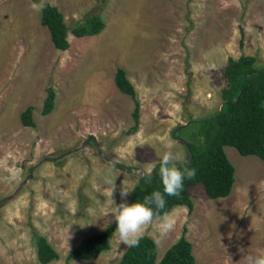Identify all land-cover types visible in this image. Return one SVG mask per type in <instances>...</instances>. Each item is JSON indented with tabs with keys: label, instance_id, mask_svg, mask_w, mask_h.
<instances>
[{
	"label": "rangeland",
	"instance_id": "1",
	"mask_svg": "<svg viewBox=\"0 0 264 264\" xmlns=\"http://www.w3.org/2000/svg\"><path fill=\"white\" fill-rule=\"evenodd\" d=\"M44 2L67 26L91 12L103 26L68 33V46L57 49L32 8L40 0H0V264H115L126 246L115 229L95 258L64 256L111 222L120 191L136 183L138 174L116 163L148 171L166 150L186 158L183 141L202 140L207 128L197 120L222 101L227 56L251 54L255 66L264 64V0ZM116 66L133 98L114 85ZM48 85L53 107L40 114ZM134 99L137 128L123 134ZM28 104L33 126L19 122ZM223 150L233 165L229 193L209 198L198 181L187 187L190 210L176 204L154 216L143 234L154 239L156 259L182 227L192 264H246L247 255L264 251V163L231 145ZM165 215L174 228L162 233ZM33 231L56 258L37 260Z\"/></svg>",
	"mask_w": 264,
	"mask_h": 264
},
{
	"label": "trees",
	"instance_id": "2",
	"mask_svg": "<svg viewBox=\"0 0 264 264\" xmlns=\"http://www.w3.org/2000/svg\"><path fill=\"white\" fill-rule=\"evenodd\" d=\"M39 21L48 30L50 42L57 49L68 46L66 35L74 36L95 34L103 26L99 13L91 12L67 26L56 5L44 2L39 11ZM242 33L239 32L238 45H241ZM255 57L251 54L240 53L236 58L227 56L223 66V74L227 85L221 89V108L210 115L198 118V122L206 124L201 141L184 140L187 152L186 165H180L181 170L187 166L195 169V176L185 177L183 190L180 195H164L166 201L163 209L157 210L153 205L155 216L166 213L173 205L181 204L187 210L192 208V201L187 187L200 181L204 192L209 198L225 196L229 193L234 180L233 165L227 159L223 150L224 145L233 146L241 155L252 154L264 163V64L255 66ZM113 82L117 89L125 94L134 96V89L125 76L122 67L116 66L113 72ZM54 90L48 85L41 101L40 114L48 113L53 107ZM31 105H26L19 112V122L24 126H33ZM138 103L133 100L131 110L132 123L123 134H132L138 124ZM199 132L201 130H198ZM198 132V133H199ZM116 166H120L118 163ZM159 165L148 175H138L136 183L131 187L128 203L144 202V198L153 191L163 194V185L159 173ZM115 229L114 218L101 230L83 236L64 256L68 259L95 258L108 247V237ZM185 228L156 259V245L154 239L143 234L138 246H125L115 264H192L193 255L191 243L184 235ZM36 258L40 263H46L57 257V252L43 235L33 231Z\"/></svg>",
	"mask_w": 264,
	"mask_h": 264
},
{
	"label": "clouds",
	"instance_id": "3",
	"mask_svg": "<svg viewBox=\"0 0 264 264\" xmlns=\"http://www.w3.org/2000/svg\"><path fill=\"white\" fill-rule=\"evenodd\" d=\"M44 0L40 3L32 4V8L36 11H42ZM166 147H168L166 145ZM180 165H186L185 157L180 153H173L166 150L160 158L159 173L163 185V194L160 191H153L149 196L144 198V202L128 203L127 197L130 193L127 189L120 191L121 202L115 204L112 208L111 215L115 223V235L122 244L128 247L138 246L143 236L145 228L153 223L156 215L153 210H160L165 206L164 195L179 196L183 190V182L185 177L191 179L195 176V169L187 166L181 170ZM19 170H17V174ZM148 180H151L150 174ZM111 183V181H108ZM115 186L113 187L114 190ZM113 194V193H112ZM162 220L159 228L162 233L170 232L174 228V223L168 215L160 218ZM246 264H264V251L254 255L246 256Z\"/></svg>",
	"mask_w": 264,
	"mask_h": 264
},
{
	"label": "water",
	"instance_id": "4",
	"mask_svg": "<svg viewBox=\"0 0 264 264\" xmlns=\"http://www.w3.org/2000/svg\"><path fill=\"white\" fill-rule=\"evenodd\" d=\"M220 108H221V103L219 104L218 109H220ZM174 129H173L172 133L174 132ZM159 163H160V161H156L148 171H145V170H143L141 168H138V167H135V166H132V165L123 164V163L119 162L120 166H122L126 170L132 171V172H134V173H136L138 175H148V174H150Z\"/></svg>",
	"mask_w": 264,
	"mask_h": 264
},
{
	"label": "crops",
	"instance_id": "5",
	"mask_svg": "<svg viewBox=\"0 0 264 264\" xmlns=\"http://www.w3.org/2000/svg\"><path fill=\"white\" fill-rule=\"evenodd\" d=\"M158 258H159V257H158ZM158 258H157V259H158Z\"/></svg>",
	"mask_w": 264,
	"mask_h": 264
}]
</instances>
